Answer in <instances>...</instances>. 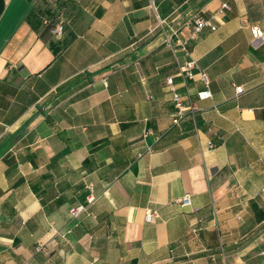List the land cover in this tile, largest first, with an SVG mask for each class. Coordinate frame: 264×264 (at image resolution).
I'll return each instance as SVG.
<instances>
[{"label":"crops","instance_id":"obj_1","mask_svg":"<svg viewBox=\"0 0 264 264\" xmlns=\"http://www.w3.org/2000/svg\"><path fill=\"white\" fill-rule=\"evenodd\" d=\"M195 14L207 99L165 44ZM256 25L264 0H0V264H264Z\"/></svg>","mask_w":264,"mask_h":264},{"label":"built area","instance_id":"obj_2","mask_svg":"<svg viewBox=\"0 0 264 264\" xmlns=\"http://www.w3.org/2000/svg\"><path fill=\"white\" fill-rule=\"evenodd\" d=\"M226 9H230V5L227 3H223L219 8V12H223ZM166 21L161 20L160 25H165ZM187 26H190L191 32L188 37H184L182 35L180 28H171L170 32H166L165 35V44L171 48L172 50H177L179 48L186 60L182 63L180 68V76L182 77L183 82L186 84L188 81H193L199 76V79L205 85V89L198 93L201 99H207L212 97V91L210 90V77L208 73L199 68L197 61L192 57L191 51L189 49L188 43L190 40H195L199 34L203 31L205 27H210L211 29H216V25L213 24L211 18H204L199 14H195L192 16L190 20L186 22ZM62 26H58L55 28V32L61 33ZM253 33V37L255 40L261 39L264 41V32L261 30L259 26H253L251 28ZM167 84L171 87L173 91V103L175 107V114L173 118V124L178 125L181 121L189 114L196 110V106H187L184 102L183 96L178 92L176 88V84L174 82V78L172 76L166 79ZM244 91L243 86H236V93L241 94ZM180 203L183 206H190L192 203L191 196L185 195L181 198ZM84 207L80 206L77 208H73L71 210V214L75 217L79 216V214L83 211ZM158 213L156 211L148 212L146 216L147 221H152L153 218L157 217ZM42 247H38V250H41Z\"/></svg>","mask_w":264,"mask_h":264}]
</instances>
